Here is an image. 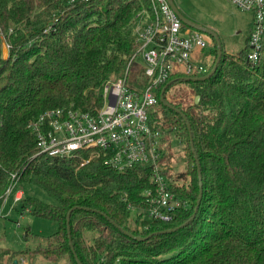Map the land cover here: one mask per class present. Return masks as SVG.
<instances>
[{"label": "trees", "instance_id": "1", "mask_svg": "<svg viewBox=\"0 0 264 264\" xmlns=\"http://www.w3.org/2000/svg\"><path fill=\"white\" fill-rule=\"evenodd\" d=\"M144 11L152 13L151 0H0V210L11 186L23 189L22 210L54 222L57 230L45 247L22 253L52 262L264 264V34L255 64L248 61V38L239 54L223 51L208 80H170L165 100L186 120L158 95L151 125L166 136L167 149L173 136L183 145L186 164L173 174L171 155L161 160L182 204L170 221L144 213L145 192L154 188L148 165L120 172L105 163L102 151L84 166L90 152L80 153L82 159L38 154L31 120L52 108L95 114L107 81L136 69V29ZM176 82L199 102L169 100ZM183 180L188 183H175ZM35 189L48 198L32 194ZM167 230L173 231L161 233ZM124 231L147 239L136 241ZM22 253L0 248V264H15Z\"/></svg>", "mask_w": 264, "mask_h": 264}, {"label": "built area", "instance_id": "2", "mask_svg": "<svg viewBox=\"0 0 264 264\" xmlns=\"http://www.w3.org/2000/svg\"><path fill=\"white\" fill-rule=\"evenodd\" d=\"M235 8L253 15L249 37L248 61L255 64L262 57L264 34V0H228ZM152 13L138 15L137 70L141 77L128 82L113 76L103 90V106L97 113L52 108L44 111L28 124L35 135L38 154L49 157H79L80 166L87 165L96 151H102L108 166L124 172L139 165L151 168L153 189L145 192L148 204L144 213L156 221H170L182 206L171 191L172 178L164 171L161 160L167 154L166 136L153 129L150 114L155 108L161 87L173 77H201L211 71L214 59L210 53L212 38L184 24L167 0H151ZM140 58L144 66H141ZM14 194L19 203L23 189L11 186L5 198ZM4 198V200H5ZM129 208L131 206L129 205ZM17 264H28L23 258Z\"/></svg>", "mask_w": 264, "mask_h": 264}, {"label": "rangeland", "instance_id": "3", "mask_svg": "<svg viewBox=\"0 0 264 264\" xmlns=\"http://www.w3.org/2000/svg\"><path fill=\"white\" fill-rule=\"evenodd\" d=\"M173 2L189 20H195L202 27L216 31L223 45L222 49L224 48L223 51L225 50L227 54L237 55L246 46L253 24V15L250 12L235 8L228 0H173ZM211 40L212 47L214 40ZM4 50V57L8 58L9 46L7 44H4ZM212 58L215 59V56L212 55ZM139 63L144 66L141 58ZM139 77H141V69H132L128 74V82L135 83L139 81ZM190 92L188 87L176 82L167 97L171 101L175 100V96L180 99L185 97L194 99V95ZM168 142L170 147L167 149V154L173 158L169 169L173 174L182 173L186 170L183 145L174 136L169 138ZM175 183L184 185L188 182L183 180ZM25 192L29 193V190L25 189ZM14 194L5 198L0 210V248L22 253L26 250L45 247L49 236L56 232L57 225L33 216L28 210L23 211L20 202H14ZM32 194L40 199L48 198L40 189H35ZM14 257L24 258L28 264L65 263L52 262L41 255L29 256L25 253Z\"/></svg>", "mask_w": 264, "mask_h": 264}, {"label": "water", "instance_id": "4", "mask_svg": "<svg viewBox=\"0 0 264 264\" xmlns=\"http://www.w3.org/2000/svg\"><path fill=\"white\" fill-rule=\"evenodd\" d=\"M167 2L169 3L170 7L172 8V10L177 14V16L180 18V20L186 24L187 26L195 29V30H199L207 35H209L218 45V51H217V57H216V60H215V63L213 65V68L211 69V71L204 75V76H201V77H186L183 79V81H192V82H198V81H205V80H208L209 78H211L214 73L216 72L217 68H218V65L220 63V60H221V57H222V54H223V49H222V44L220 43V39H219V36L217 34L216 31H214L213 29H210V28H204L202 27L201 25L189 20L179 9L178 7L175 5V3L173 2V0H167ZM4 53H5V50H4ZM174 82L173 81H170L168 82L164 88L162 89L161 93H160V101L163 103L164 106L170 108V109H173L175 110L176 112H178L181 117L183 119L186 120V117L185 115L180 111V110H177L175 109V107L173 105H171L170 103H168L166 100H165V92L166 90L173 84ZM195 103L197 104L199 102V96H196L195 98ZM187 127H188V130H189V133H190V139L192 141V134H191V125L190 123L187 122ZM192 147H193V144H192ZM194 151V150H193ZM198 170H199V181H200V192H199V200L197 202V207L198 205L200 204V199L202 197V175L200 173V166H199V162H198ZM197 207H196V210L195 212L197 211ZM195 215V214H194ZM193 215V216H194ZM66 225H67V233L69 235V241L71 242V236H70V214L67 216V222H66ZM173 230H167V231H162L161 233H167V232H172ZM124 233L126 235H128L129 237H131L132 239L136 240V241H144L147 239V237H139V236H135L127 231H124ZM72 252L75 256V258L77 259V256H76V253L72 247ZM15 264H17V261L14 262ZM77 264H82L80 260L77 259Z\"/></svg>", "mask_w": 264, "mask_h": 264}, {"label": "crops", "instance_id": "5", "mask_svg": "<svg viewBox=\"0 0 264 264\" xmlns=\"http://www.w3.org/2000/svg\"><path fill=\"white\" fill-rule=\"evenodd\" d=\"M186 16V15H185ZM193 22H195V23H197V24H199L197 21H195V20H193ZM200 25V24H199ZM211 29V28H210ZM24 259V258H23Z\"/></svg>", "mask_w": 264, "mask_h": 264}]
</instances>
